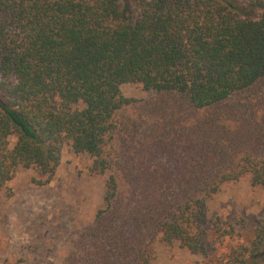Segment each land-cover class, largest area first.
Returning <instances> with one entry per match:
<instances>
[{"label":"trees","instance_id":"16d2710c","mask_svg":"<svg viewBox=\"0 0 264 264\" xmlns=\"http://www.w3.org/2000/svg\"><path fill=\"white\" fill-rule=\"evenodd\" d=\"M262 81L264 0H0V191L26 170L46 186L67 145L105 180L65 264H152L155 243L206 258L208 200L264 188V117L215 109ZM123 84L168 98L128 124ZM217 264H264V220Z\"/></svg>","mask_w":264,"mask_h":264},{"label":"rangeland","instance_id":"374dc122","mask_svg":"<svg viewBox=\"0 0 264 264\" xmlns=\"http://www.w3.org/2000/svg\"><path fill=\"white\" fill-rule=\"evenodd\" d=\"M120 90L134 100L123 110L128 124L155 114V108L162 107L168 98L145 91L139 84H123ZM215 112H242L244 120L255 115L262 120L264 81L232 96ZM124 139L121 143L126 151L129 144ZM13 142L11 138L10 146ZM92 162L88 154H74L64 145L56 173L46 186L32 183L37 176L31 170L16 173L0 191V264H65L74 243L90 229L102 207L105 177L91 172ZM207 218L206 258L186 253L176 243H155L152 264H217L230 248L248 244L256 221L264 220V188L251 187L248 176L235 184H224L208 200ZM216 218L222 230L231 225L239 236L219 238L212 223Z\"/></svg>","mask_w":264,"mask_h":264}]
</instances>
